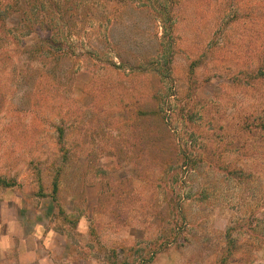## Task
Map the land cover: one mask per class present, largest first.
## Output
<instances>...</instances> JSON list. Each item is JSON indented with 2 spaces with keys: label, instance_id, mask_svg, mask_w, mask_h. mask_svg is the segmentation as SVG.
<instances>
[{
  "label": "rangeland",
  "instance_id": "374dc122",
  "mask_svg": "<svg viewBox=\"0 0 264 264\" xmlns=\"http://www.w3.org/2000/svg\"><path fill=\"white\" fill-rule=\"evenodd\" d=\"M148 2L1 8L0 222L60 264H264V0Z\"/></svg>",
  "mask_w": 264,
  "mask_h": 264
},
{
  "label": "crops",
  "instance_id": "0c3cea01",
  "mask_svg": "<svg viewBox=\"0 0 264 264\" xmlns=\"http://www.w3.org/2000/svg\"><path fill=\"white\" fill-rule=\"evenodd\" d=\"M12 202L15 204L13 215L27 217L23 202L16 198ZM15 217L8 215L4 225L0 222V264H60V261H69V252L56 255L54 235L43 224L34 225L27 235L14 234V230L8 231L10 225L15 226L17 223L18 227L19 222L15 221Z\"/></svg>",
  "mask_w": 264,
  "mask_h": 264
},
{
  "label": "trees",
  "instance_id": "16d2710c",
  "mask_svg": "<svg viewBox=\"0 0 264 264\" xmlns=\"http://www.w3.org/2000/svg\"><path fill=\"white\" fill-rule=\"evenodd\" d=\"M86 1L87 0H47V2L52 6V8H54V10H56V12L59 16L61 14H72V13H74L77 10V8H79L80 5L85 4ZM148 1H149L148 5L150 7L149 9L156 12L157 18L159 20H162V22L164 24L163 26H164L165 31L166 32L170 31L172 28V16H173L172 12H173V5H174L175 1H174V3H173V0H163V3H161L162 0H148ZM11 2H15V4L13 5ZM19 4H21V0H3L2 3L0 1V10H1V8H2V10L3 9L8 10V9L12 8L13 11H16L18 13L19 19L21 21V19H25L24 15H25V12L27 11V9H25V7H21ZM41 5H43V7H45V5L43 3H41ZM31 12L33 13V10H31ZM0 19H1V17H0ZM5 36L6 35L3 34L2 30L0 29V39L4 40ZM42 40L45 42V45L48 46V48L46 49L48 51H49V49H52L54 46H56V48H57L60 45V44H56L54 42L52 35H48ZM2 53H4V51ZM0 60L4 61V59H0ZM59 133H60V138L63 141L64 131L60 130ZM61 144H63V142H61ZM53 186H54V190L57 191L59 188L58 177L55 178ZM151 252H152V254H149V255H151V257H152V255H154L155 251L153 250ZM111 255L113 257L114 254L112 253ZM125 263H126L125 261L123 263H119L115 260L110 261V264H125Z\"/></svg>",
  "mask_w": 264,
  "mask_h": 264
}]
</instances>
